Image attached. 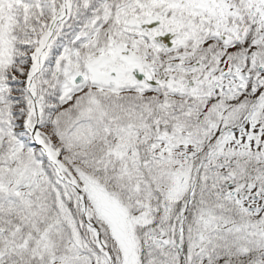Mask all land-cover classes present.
Here are the masks:
<instances>
[{
	"label": "snow or ice",
	"instance_id": "1",
	"mask_svg": "<svg viewBox=\"0 0 264 264\" xmlns=\"http://www.w3.org/2000/svg\"><path fill=\"white\" fill-rule=\"evenodd\" d=\"M0 264H264V0H0Z\"/></svg>",
	"mask_w": 264,
	"mask_h": 264
}]
</instances>
